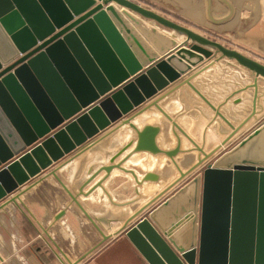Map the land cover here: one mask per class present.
I'll list each match as a JSON object with an SVG mask.
<instances>
[{
  "label": "water",
  "instance_id": "water-1",
  "mask_svg": "<svg viewBox=\"0 0 264 264\" xmlns=\"http://www.w3.org/2000/svg\"><path fill=\"white\" fill-rule=\"evenodd\" d=\"M217 1L227 12L215 14L212 0H204V17L222 27L232 21L235 7L231 0ZM157 27L183 41L176 45ZM212 58L235 62L249 73L247 86L254 90L251 113L236 127L202 97L231 128L223 146L254 116L264 64L133 0H0V202L123 117L128 123L130 113L154 106L171 122L158 102L174 82L189 85L181 76L213 64ZM159 130L146 125L133 150L165 155L179 176L114 237L123 235L146 264H264V167L247 161L213 167L208 161L218 148L183 172L174 161L179 138L175 149L162 150L155 144ZM115 158L101 170L120 168ZM197 169L171 199L146 213ZM148 179L158 177L148 173L143 180Z\"/></svg>",
  "mask_w": 264,
  "mask_h": 264
},
{
  "label": "crops",
  "instance_id": "crops-1",
  "mask_svg": "<svg viewBox=\"0 0 264 264\" xmlns=\"http://www.w3.org/2000/svg\"><path fill=\"white\" fill-rule=\"evenodd\" d=\"M111 5L120 11V7ZM197 14L195 19L200 16ZM167 33L176 45L183 41L177 33ZM157 56L158 59L164 57ZM241 70L233 61L220 60L211 65H199L181 76V79L188 78L189 85L196 91L187 84L177 87L174 82L169 86L170 93L158 106L187 137L150 106L137 115L130 113L126 124L123 117L0 202V264H146L123 235H114L141 207L175 181L178 170L165 155L135 153L137 135L146 125L159 127L155 144L165 151L175 149L178 137L180 152L174 161L182 171L218 148L210 160L213 167L230 168L242 161L264 167V124L258 128L257 135L242 139L228 151L225 149L251 124L258 126L264 118V105L257 114L258 98L255 117L223 146L221 143L231 133V128L202 98L234 127L239 125L252 109L254 93L253 88L246 86L245 93L251 96L250 109L240 117L237 108L242 101L235 104L234 99L243 93L233 97L240 91L239 82L233 80L234 73ZM128 142H132L131 146L123 151ZM115 156L113 163L120 168L106 174L101 168L111 165L110 159ZM198 172L197 169L188 175L146 213L171 199ZM148 173L158 179L144 181ZM165 212L163 209L159 215L163 217ZM104 236L110 239L105 241Z\"/></svg>",
  "mask_w": 264,
  "mask_h": 264
},
{
  "label": "rangeland",
  "instance_id": "rangeland-1",
  "mask_svg": "<svg viewBox=\"0 0 264 264\" xmlns=\"http://www.w3.org/2000/svg\"><path fill=\"white\" fill-rule=\"evenodd\" d=\"M231 1L235 7L234 17L230 23L222 27H214L205 20L204 0H137L136 2L181 26L192 29L210 40L216 41L227 48L235 49L243 55L264 64V0ZM212 6L217 15H224L227 12L226 8L217 0H212ZM192 10H194V13H191ZM195 13L200 15L199 18L195 19ZM144 22L147 24L151 23L147 20H144ZM157 29L163 31L166 37L172 40L170 33H167L172 32L171 30L160 27H157ZM220 60H216L215 58L211 59L213 62H219ZM234 74L236 77L233 81L239 82L238 85L240 90L246 88L249 84L247 81V75H249V73L241 70ZM245 91L240 92L243 93L242 95H236L242 101V103L240 102L241 106L237 108V114H239L240 117L249 112L250 109L249 98L251 96L247 92L245 93ZM258 91L257 105L259 108L257 114L260 113L261 107L264 105L263 80H259ZM237 97L235 99H237ZM262 124H264V118L258 126L252 127L251 124L238 136V139L231 142L225 149L228 151L242 139L246 140L249 135H251L255 129L261 127ZM236 150H238V148ZM210 160L208 161L209 163Z\"/></svg>",
  "mask_w": 264,
  "mask_h": 264
},
{
  "label": "bare ground",
  "instance_id": "bare-ground-1",
  "mask_svg": "<svg viewBox=\"0 0 264 264\" xmlns=\"http://www.w3.org/2000/svg\"><path fill=\"white\" fill-rule=\"evenodd\" d=\"M245 89H246V88H242L240 91H236V93H234L233 95H236V94H238V93H240V92H242V91H245ZM253 94H254V93H253ZM252 99H253V98H252ZM256 101H257V98H256ZM251 110H252V109H251ZM255 110H256V105H255ZM249 113H251V111H250ZM255 113H256V112H255ZM253 117H255V114H254ZM253 117H252V118H253ZM252 118H251V119H252ZM251 119H249L248 122L245 123V124L243 125V127H241V130L244 129V127L249 123V121H250ZM242 121H243V120H242ZM242 121H241V122H242ZM241 122H240V123H241ZM241 130H240V131H241ZM209 154H210V153L205 154V155H209ZM205 155H203V157H204ZM181 171H182V170H181ZM183 172H184V171H183ZM178 176H179V173H178ZM177 178H178V177H177ZM177 178H176V179H177ZM176 179H175V180H176ZM169 187H170V185H169L168 187H166V189L169 188ZM166 189H164V190H166Z\"/></svg>",
  "mask_w": 264,
  "mask_h": 264
}]
</instances>
